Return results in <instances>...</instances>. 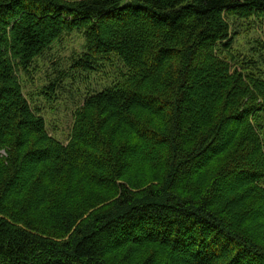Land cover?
Returning <instances> with one entry per match:
<instances>
[{
    "label": "trees",
    "instance_id": "1",
    "mask_svg": "<svg viewBox=\"0 0 264 264\" xmlns=\"http://www.w3.org/2000/svg\"><path fill=\"white\" fill-rule=\"evenodd\" d=\"M74 31L123 67L63 143L19 74ZM0 264H264V0H0Z\"/></svg>",
    "mask_w": 264,
    "mask_h": 264
},
{
    "label": "rangeland",
    "instance_id": "2",
    "mask_svg": "<svg viewBox=\"0 0 264 264\" xmlns=\"http://www.w3.org/2000/svg\"><path fill=\"white\" fill-rule=\"evenodd\" d=\"M232 25L235 27L236 23L232 22ZM235 29L237 38L233 41V51L250 57L253 48H260L257 40L263 35L262 28L248 21H239ZM84 43L81 32L66 33L36 59L30 73L19 74L24 93L33 108H40L50 134L63 143L70 138L77 107L89 93L103 90L117 81L123 67L119 58L112 54V60L103 69L97 68L91 73L77 72L71 63L77 54L84 51ZM53 80H58L55 90H43Z\"/></svg>",
    "mask_w": 264,
    "mask_h": 264
}]
</instances>
